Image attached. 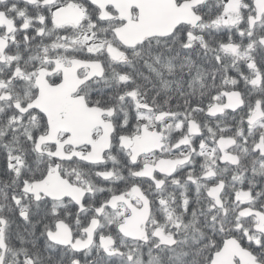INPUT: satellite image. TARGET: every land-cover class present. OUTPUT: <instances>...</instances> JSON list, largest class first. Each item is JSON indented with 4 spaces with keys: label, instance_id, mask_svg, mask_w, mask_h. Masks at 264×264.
<instances>
[{
    "label": "snow or ice",
    "instance_id": "obj_1",
    "mask_svg": "<svg viewBox=\"0 0 264 264\" xmlns=\"http://www.w3.org/2000/svg\"><path fill=\"white\" fill-rule=\"evenodd\" d=\"M0 264H264V0H0Z\"/></svg>",
    "mask_w": 264,
    "mask_h": 264
}]
</instances>
